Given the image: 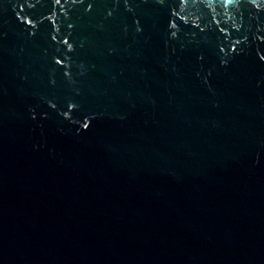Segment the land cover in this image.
<instances>
[{
    "label": "water",
    "instance_id": "water-1",
    "mask_svg": "<svg viewBox=\"0 0 264 264\" xmlns=\"http://www.w3.org/2000/svg\"><path fill=\"white\" fill-rule=\"evenodd\" d=\"M0 264H264V0H0Z\"/></svg>",
    "mask_w": 264,
    "mask_h": 264
}]
</instances>
